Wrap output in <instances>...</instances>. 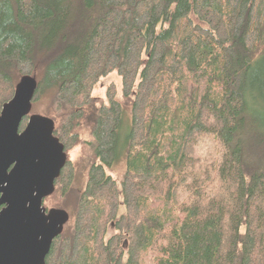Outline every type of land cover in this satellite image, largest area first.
<instances>
[{
    "label": "trees",
    "instance_id": "16d2710c",
    "mask_svg": "<svg viewBox=\"0 0 264 264\" xmlns=\"http://www.w3.org/2000/svg\"><path fill=\"white\" fill-rule=\"evenodd\" d=\"M27 75L94 136L46 264H264V0H0V114Z\"/></svg>",
    "mask_w": 264,
    "mask_h": 264
},
{
    "label": "water",
    "instance_id": "95a60500",
    "mask_svg": "<svg viewBox=\"0 0 264 264\" xmlns=\"http://www.w3.org/2000/svg\"><path fill=\"white\" fill-rule=\"evenodd\" d=\"M38 87L24 76L0 114V264H46L70 220L65 210L43 207L68 157L55 122L31 115Z\"/></svg>",
    "mask_w": 264,
    "mask_h": 264
},
{
    "label": "rangeland",
    "instance_id": "374dc122",
    "mask_svg": "<svg viewBox=\"0 0 264 264\" xmlns=\"http://www.w3.org/2000/svg\"><path fill=\"white\" fill-rule=\"evenodd\" d=\"M114 86L116 89V99H120L123 93L122 78L116 72H112L108 76L104 77L100 84L93 89L92 97L101 99L105 104H109V87ZM50 99L46 96L41 97L33 104V110L31 115H38L41 117H48L49 114L48 107L50 106ZM77 124V121L74 123ZM126 124H129L128 119ZM124 127V131H127V127ZM74 129V130H73ZM92 130L86 123L78 127L72 128L69 136L64 140L66 145V150L69 158V163L67 165V174L73 179V184L71 189L76 191H83L86 188L88 177L90 176L91 163L94 159L92 151L89 149L92 146ZM125 133V132H123ZM67 136V135H66ZM79 141L76 143L75 141ZM107 174L117 177L119 174L125 172V163H120L115 168H106ZM52 196V195H51ZM50 196V197H51ZM48 197L44 200L43 207L48 210L62 209L64 210V205L67 207L68 214H73L76 208V201L66 200L60 196ZM66 211V210H65ZM67 225V224H66ZM113 233L112 230L109 231V236Z\"/></svg>",
    "mask_w": 264,
    "mask_h": 264
},
{
    "label": "flooded vegetation",
    "instance_id": "af4514ba",
    "mask_svg": "<svg viewBox=\"0 0 264 264\" xmlns=\"http://www.w3.org/2000/svg\"><path fill=\"white\" fill-rule=\"evenodd\" d=\"M69 134H70V132H67V136H66V135H63V136L61 137L62 141H61V139L59 138L60 142L65 146V149H66V145H65L64 140L69 136ZM92 138L94 139V136H93V130H92ZM66 154H67V150H66ZM67 157H68V154H67ZM68 162H69V158H68V161H67V163H66L65 168L67 167ZM65 168H64V169H65ZM50 211H51V210H48L47 212H50Z\"/></svg>",
    "mask_w": 264,
    "mask_h": 264
}]
</instances>
